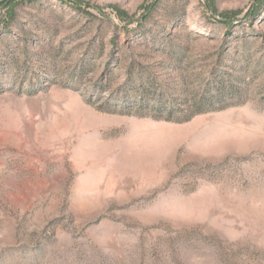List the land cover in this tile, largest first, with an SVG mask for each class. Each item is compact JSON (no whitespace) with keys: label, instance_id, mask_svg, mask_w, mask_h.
I'll list each match as a JSON object with an SVG mask.
<instances>
[{"label":"rangeland","instance_id":"1","mask_svg":"<svg viewBox=\"0 0 264 264\" xmlns=\"http://www.w3.org/2000/svg\"><path fill=\"white\" fill-rule=\"evenodd\" d=\"M0 264H264V0H0Z\"/></svg>","mask_w":264,"mask_h":264},{"label":"trees","instance_id":"2","mask_svg":"<svg viewBox=\"0 0 264 264\" xmlns=\"http://www.w3.org/2000/svg\"><path fill=\"white\" fill-rule=\"evenodd\" d=\"M230 21L229 19H226V22ZM151 85L153 83L152 79H149L147 83ZM152 86V85H151ZM224 91L223 95L220 96H205L203 98H200L198 100L193 101L187 107L185 108H177L174 107V104L171 106H164L161 104H151L148 102H142L140 100L133 101L130 104H125L122 106L121 109H118L116 105H113V107H107L106 110L112 111V112H122L126 114H138L140 116H152L157 119H167V120H175V121H188L192 117H194L196 114L199 113H206L211 112L215 110H219L222 108H226L227 106H230L232 104H237L236 102H232L230 104H224L222 106H218L217 104L222 102L223 100L235 98V97H241L240 91L234 92V90ZM168 111L167 114L164 113L165 111ZM181 112V113H179ZM179 114V115H178Z\"/></svg>","mask_w":264,"mask_h":264}]
</instances>
